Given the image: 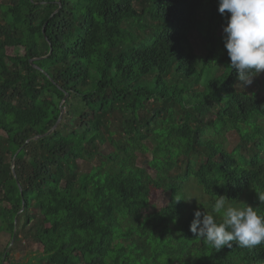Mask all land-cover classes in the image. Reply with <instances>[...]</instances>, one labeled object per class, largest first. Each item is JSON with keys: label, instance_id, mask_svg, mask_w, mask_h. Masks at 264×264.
<instances>
[{"label": "trees", "instance_id": "16d2710c", "mask_svg": "<svg viewBox=\"0 0 264 264\" xmlns=\"http://www.w3.org/2000/svg\"><path fill=\"white\" fill-rule=\"evenodd\" d=\"M228 15L218 0H0V264L21 228L50 264H264V244L218 250L190 231L191 181L207 213L224 195L264 215V97L237 89ZM208 126L242 143L229 152Z\"/></svg>", "mask_w": 264, "mask_h": 264}, {"label": "clouds", "instance_id": "9594fccd", "mask_svg": "<svg viewBox=\"0 0 264 264\" xmlns=\"http://www.w3.org/2000/svg\"><path fill=\"white\" fill-rule=\"evenodd\" d=\"M218 12L228 13L223 27V43L230 59L229 67L237 73L243 88L264 73V0H218ZM182 198L176 197L178 202ZM264 202V195L259 197ZM227 196H217L211 214L196 210L190 231L215 249L264 244V215L250 204L233 206ZM222 217L217 222L216 216Z\"/></svg>", "mask_w": 264, "mask_h": 264}, {"label": "rangeland", "instance_id": "374dc122", "mask_svg": "<svg viewBox=\"0 0 264 264\" xmlns=\"http://www.w3.org/2000/svg\"><path fill=\"white\" fill-rule=\"evenodd\" d=\"M151 5H148V8H150ZM76 10H78V7H75ZM138 10L140 13H142V7L139 5ZM146 23L157 26L159 22L155 21L149 14H147V19ZM128 28V27H127ZM154 29V28H153ZM153 29H148L146 31V35L150 36L153 34ZM191 40L199 53V55L204 56L206 54V48H205V43H204V38L199 32H193L191 34ZM224 69L222 67L217 68L216 70L213 71V75L219 76L223 73ZM263 78H264V73L259 74L258 76L254 77L253 82L251 85L246 86L243 88L240 84H237V89L239 92L246 93V94H256L259 97H264V87H263ZM219 108L214 109V113L218 111ZM66 113V110H65ZM182 113V110H178V115ZM66 115V114H65ZM128 115V114H126ZM120 117V114H116L112 117V120L115 121L113 122V127L112 129H115V127L119 126L121 122H118V119ZM212 118H215L214 116H207L206 121L212 120ZM162 131L161 129H159ZM117 138L120 136L117 135ZM205 138L207 139H214L216 141L224 143L226 146L227 150L233 151L235 148H237L238 145L242 143L241 140V135L238 131L236 130H231L223 135H216L214 132V129L211 126L207 127V134L205 135ZM260 141L259 143H264V135H260L258 138ZM148 145L152 147L153 145L149 142ZM104 153H110L113 151V146L108 143L105 146H103ZM138 163L139 165H144V162L148 159L152 158V153L148 152L146 155L138 154ZM101 157H98L94 162L87 163L84 161H79L78 166V172L79 173H84L87 171L92 170L95 168L97 165L100 164L102 161ZM184 162L181 161V166H183ZM149 170V169H148ZM149 172L154 176L155 172L153 170H149ZM181 170L177 169L174 171V176H178L180 174ZM188 192H189V201H188V212L191 211H196L200 210L201 212L207 211V208L203 207L202 204L206 203L209 201V198L201 191L199 190V187L194 181H191L188 185ZM169 203V195L168 194H161L159 195L155 200L151 208L149 209V212H154L158 211L162 207L166 206ZM250 204L247 203L245 199L238 204L237 206H243L244 204ZM251 205V204H250ZM39 216H46L48 213L47 206L44 204L42 208L37 212ZM11 240V235L9 233H3L1 234V248L5 249L8 246L9 241ZM13 252L11 254V258L8 262L5 264H29L31 261H33L32 264H50V262L47 259H38L36 260V257H39L44 254L43 250L35 243L34 241L27 239L25 237L24 232L22 231L19 234V240L15 239L13 244L10 247Z\"/></svg>", "mask_w": 264, "mask_h": 264}, {"label": "water", "instance_id": "95a60500", "mask_svg": "<svg viewBox=\"0 0 264 264\" xmlns=\"http://www.w3.org/2000/svg\"><path fill=\"white\" fill-rule=\"evenodd\" d=\"M65 100H66V99H65ZM65 100H64V102H65ZM61 108H62V113H61L60 120L58 121V123L55 125V127H54V128L48 133V134L52 133V132L58 127L60 121L62 120V118H63V116H64V113H65V110H64V108H63V104L61 105ZM48 134H46V135H44V136H41V137H45V136H47ZM20 188H21V187H20ZM21 191H22V188H21ZM16 222H17V220H16ZM15 238H16V233H15V235H14L13 242L15 241ZM4 264H5V263H4Z\"/></svg>", "mask_w": 264, "mask_h": 264}]
</instances>
